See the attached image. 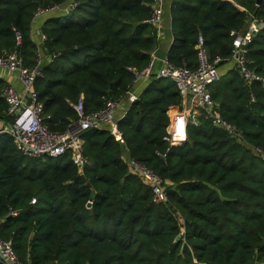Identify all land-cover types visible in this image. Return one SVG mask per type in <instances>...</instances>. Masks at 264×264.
Listing matches in <instances>:
<instances>
[{"label":"trees","instance_id":"obj_1","mask_svg":"<svg viewBox=\"0 0 264 264\" xmlns=\"http://www.w3.org/2000/svg\"><path fill=\"white\" fill-rule=\"evenodd\" d=\"M64 2L0 0V55L17 50L23 64L33 66L39 48L31 37L33 15ZM73 2V9L41 25L40 50L52 59H44L34 90L51 131H65L77 119L79 101L89 112L125 96L157 45L148 21L153 0ZM248 12L264 18V0L259 6L254 0H171L166 59L195 67L197 36L210 58L229 57V31H242ZM245 47L249 66L264 75V28ZM7 85L0 77L5 123L11 119ZM208 89L218 114L260 152L200 112L187 123L184 142L168 146L166 113L180 107V96L162 77H152L117 121L123 144L105 129L83 133L89 164L82 173L66 155L27 158L0 133V238L11 240L22 264H264V86H245L233 67ZM124 148L159 176L165 201L151 200Z\"/></svg>","mask_w":264,"mask_h":264},{"label":"built area","instance_id":"obj_2","mask_svg":"<svg viewBox=\"0 0 264 264\" xmlns=\"http://www.w3.org/2000/svg\"><path fill=\"white\" fill-rule=\"evenodd\" d=\"M158 0H153L151 17L148 21L158 28L161 10L156 4ZM75 2H71L65 9H73ZM61 5H51L46 8L39 7L33 15V20L39 17L48 16L62 10ZM242 10V8H240ZM33 22V21H32ZM264 28V18L252 13L246 14L245 25L242 31L230 30L232 37V49L230 56L222 59L218 56L210 58L206 48L203 46L200 36L196 38V65L189 68L186 65H174L164 56L160 60V66L152 77L167 78L175 84L176 91L180 96V107H172L167 111L168 123L165 127L163 140L168 146L180 145L186 139V125L194 120L195 115L200 112L204 119L213 126L220 128L234 141L243 144L252 152H260L258 148L249 146L242 137V132L234 125L223 119L217 112V104L213 101L208 86L218 78L216 68L222 62H232L238 76L245 86L256 83L264 86V75L257 73L249 66L250 61L246 58V43L249 38L259 29ZM17 42L20 36L16 37ZM45 40V35L40 32L37 41V60L31 67L23 64L22 58L17 50L4 52L0 55V68H4L14 75L21 84V89L17 90L8 84L3 90V97L6 102V114L10 119L0 133L10 135L15 149L27 158L51 157L58 158L68 156L70 161L82 173L84 167L89 164V160L84 153L83 133L88 129H105L116 141L124 143L123 135L120 131L116 112L119 105L127 96L129 102H133L138 95L127 92L115 100H108L104 105L93 111L85 112L81 101L73 105L77 112V119L72 121L65 131H51L43 122L42 103L38 101L37 93L34 90V82L43 76L42 52L40 46ZM46 61L52 59L45 56ZM151 61L141 71L135 72V80L150 77ZM151 77V78H152ZM133 82V83H134ZM253 100V97H251ZM163 156V155H161ZM264 160V154H260ZM129 168L137 173L149 186L151 200L154 203L165 201V192L162 180L147 165L128 158L126 160ZM35 203V199L31 200ZM15 215V211L9 212ZM1 222V218H0ZM0 261L4 264H22L17 256L12 242L9 239L0 238Z\"/></svg>","mask_w":264,"mask_h":264},{"label":"crops","instance_id":"obj_3","mask_svg":"<svg viewBox=\"0 0 264 264\" xmlns=\"http://www.w3.org/2000/svg\"><path fill=\"white\" fill-rule=\"evenodd\" d=\"M72 1L73 0H65V2L61 6L62 10H60L59 12H56V13H52L50 15L61 14L63 11H65V9L68 7V5ZM170 2H171V0H158V2L156 3L160 7L161 16H160L158 28L156 29L157 45H156V48L150 53V61H151L150 77L148 79L142 78V79L136 80V82H134L132 87L130 88L129 92H133V93L138 95L143 90V88L147 85L148 81L155 74L157 68L160 66V60L166 54V51H167L169 44L171 42L170 19H169ZM46 17L47 16L39 17L38 19L33 20L32 24H31V35H32L31 37L35 42L38 41L39 34L41 32V25L44 22ZM230 69H233L232 62H230V61L229 62H222L216 68L218 77L220 75H223L224 73H226ZM0 77H2L8 84L14 86L17 90L21 89V84L17 80V78L14 75H12L11 73H9L7 70H5L4 68H0ZM119 106L120 107L118 108V110L116 112V119L117 120H119L125 114V111L127 110L128 106H129L127 96L124 97L123 101L121 102V104ZM5 126H6V123L4 122L3 119L0 118V131L2 129H4ZM123 156L125 158V161L129 158L126 148H124V150H123Z\"/></svg>","mask_w":264,"mask_h":264},{"label":"water","instance_id":"obj_4","mask_svg":"<svg viewBox=\"0 0 264 264\" xmlns=\"http://www.w3.org/2000/svg\"><path fill=\"white\" fill-rule=\"evenodd\" d=\"M262 0H254L255 6H259L261 4ZM0 264H4L2 261H0ZM48 264H53L52 262H49Z\"/></svg>","mask_w":264,"mask_h":264},{"label":"rangeland","instance_id":"obj_5","mask_svg":"<svg viewBox=\"0 0 264 264\" xmlns=\"http://www.w3.org/2000/svg\"><path fill=\"white\" fill-rule=\"evenodd\" d=\"M45 59V57L42 55V60H44ZM129 102V101H128ZM131 102H129V104H130ZM120 107V106H119Z\"/></svg>","mask_w":264,"mask_h":264}]
</instances>
